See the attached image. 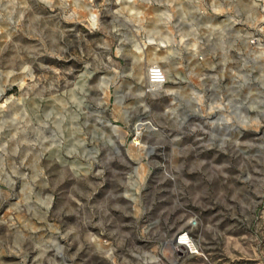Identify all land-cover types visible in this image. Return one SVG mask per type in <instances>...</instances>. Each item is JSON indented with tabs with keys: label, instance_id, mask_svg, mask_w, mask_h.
Segmentation results:
<instances>
[{
	"label": "rangeland",
	"instance_id": "rangeland-1",
	"mask_svg": "<svg viewBox=\"0 0 264 264\" xmlns=\"http://www.w3.org/2000/svg\"><path fill=\"white\" fill-rule=\"evenodd\" d=\"M0 264H264V0H0Z\"/></svg>",
	"mask_w": 264,
	"mask_h": 264
},
{
	"label": "built area",
	"instance_id": "built-area-1",
	"mask_svg": "<svg viewBox=\"0 0 264 264\" xmlns=\"http://www.w3.org/2000/svg\"><path fill=\"white\" fill-rule=\"evenodd\" d=\"M147 84L153 88V90H156V88H162L164 85L168 83V75L166 73V70L164 67L160 64H152L149 66L147 71ZM181 238V245H188L190 238L188 237L187 233H184L180 236ZM188 249H191L189 246H187Z\"/></svg>",
	"mask_w": 264,
	"mask_h": 264
},
{
	"label": "bare ground",
	"instance_id": "bare-ground-1",
	"mask_svg": "<svg viewBox=\"0 0 264 264\" xmlns=\"http://www.w3.org/2000/svg\"><path fill=\"white\" fill-rule=\"evenodd\" d=\"M164 43V42H163ZM163 45H165V44H163ZM150 88V87H149ZM161 90V88H156V90H153V88H150V91L151 92H157V91H160ZM189 244L187 245V246H189L192 250H194L195 249V246H194V243H192L191 242V240L188 242ZM186 245H185V247L188 249V247H187Z\"/></svg>",
	"mask_w": 264,
	"mask_h": 264
},
{
	"label": "crops",
	"instance_id": "crops-1",
	"mask_svg": "<svg viewBox=\"0 0 264 264\" xmlns=\"http://www.w3.org/2000/svg\"><path fill=\"white\" fill-rule=\"evenodd\" d=\"M162 43V41H160Z\"/></svg>",
	"mask_w": 264,
	"mask_h": 264
}]
</instances>
